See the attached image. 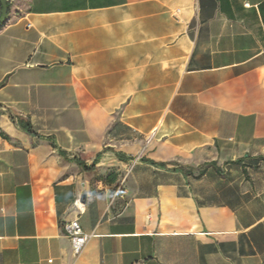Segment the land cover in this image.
Masks as SVG:
<instances>
[{"label": "crops", "instance_id": "1", "mask_svg": "<svg viewBox=\"0 0 264 264\" xmlns=\"http://www.w3.org/2000/svg\"><path fill=\"white\" fill-rule=\"evenodd\" d=\"M5 1L0 264H264V0Z\"/></svg>", "mask_w": 264, "mask_h": 264}, {"label": "built area", "instance_id": "2", "mask_svg": "<svg viewBox=\"0 0 264 264\" xmlns=\"http://www.w3.org/2000/svg\"><path fill=\"white\" fill-rule=\"evenodd\" d=\"M63 233L69 238L72 249L76 255H78L91 235L85 234L79 225L77 219L65 222L62 225Z\"/></svg>", "mask_w": 264, "mask_h": 264}, {"label": "water", "instance_id": "3", "mask_svg": "<svg viewBox=\"0 0 264 264\" xmlns=\"http://www.w3.org/2000/svg\"><path fill=\"white\" fill-rule=\"evenodd\" d=\"M0 7H1V15H0V25H1L8 12V7L5 0H0Z\"/></svg>", "mask_w": 264, "mask_h": 264}, {"label": "trees", "instance_id": "4", "mask_svg": "<svg viewBox=\"0 0 264 264\" xmlns=\"http://www.w3.org/2000/svg\"><path fill=\"white\" fill-rule=\"evenodd\" d=\"M20 126L28 132H31L30 126L28 124L20 123Z\"/></svg>", "mask_w": 264, "mask_h": 264}]
</instances>
